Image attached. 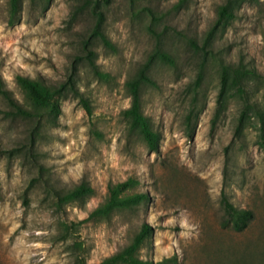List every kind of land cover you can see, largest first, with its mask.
Masks as SVG:
<instances>
[{"label": "rangeland", "instance_id": "rangeland-1", "mask_svg": "<svg viewBox=\"0 0 264 264\" xmlns=\"http://www.w3.org/2000/svg\"><path fill=\"white\" fill-rule=\"evenodd\" d=\"M226 2L102 0L110 47L93 31L92 0H24L14 25L9 0H0V75L14 97L24 103L19 74L52 84L72 79L92 108L89 116L78 96L61 97L32 157L23 148L34 122L9 114L0 95V264H100L143 225L152 238L138 256L154 264H264L260 119L247 109L241 121L236 89L219 104L223 62L256 70L248 96L263 104L264 0H243L213 29ZM160 46L176 63L154 61L155 84L142 87V109L160 133L152 151L123 112L131 105L127 81ZM130 179L128 192L145 193V203L81 223L110 184ZM83 181L93 194L58 204V191ZM225 196L253 211L243 230L233 227Z\"/></svg>", "mask_w": 264, "mask_h": 264}, {"label": "trees", "instance_id": "trees-1", "mask_svg": "<svg viewBox=\"0 0 264 264\" xmlns=\"http://www.w3.org/2000/svg\"><path fill=\"white\" fill-rule=\"evenodd\" d=\"M23 1L24 0H9V16L7 21L10 25L19 22ZM101 1L102 0H92V10L96 15V24L94 25L93 31L106 45L113 47L111 41L102 31L104 17L101 10ZM104 1L109 2V0ZM242 1L243 0H227L226 3L220 5L217 9V20L213 29L218 26L226 25V23L234 17L235 9ZM213 29L210 30L209 37L206 38V43L212 36ZM192 42L196 45L194 40H192ZM87 47L89 46L87 45ZM88 52V59L90 60L91 65L96 69L93 50L90 49ZM157 59L171 65H175L176 63V60L171 53L162 48V46L158 47L151 54L150 58L140 67L136 76L127 81L126 85L130 92L131 105L123 112L129 123L130 130L140 134L148 148L152 151L159 150L160 133L154 128L150 118L142 109V87L144 84H155L154 78L150 75V70L152 64ZM220 76V107L224 108L229 91L236 89V92L242 97L245 103L241 121L247 116V109H253L260 119V129L264 142V97L261 107H257L251 104L248 96V88L251 81L250 78L254 79L258 76L256 70L243 62L237 65L223 62L221 64ZM16 82L23 93L24 103H20L14 97L12 91L8 89L1 75L0 95L3 96L10 106L9 114L20 116L34 122V126L29 134V146L23 148L26 149L32 157H35V147L38 140L41 138L42 127L47 122L50 123L55 121L60 113L58 100L61 97L69 94L78 96L87 114L92 116V108L89 100L80 92L75 81L72 79L59 84H52L47 83L43 79L19 74L16 76ZM19 151H21V148H19ZM133 183L134 182L130 179L128 181L110 184L106 200L95 208L88 218L82 220L81 223H85L90 219L97 217H109L116 210L136 209L145 203L148 200L145 193L128 192V189L132 187ZM93 192L94 188L91 184L83 181L71 189L58 191L56 193L57 202L62 205L64 203L84 200L86 197L93 194ZM223 201L226 212L233 223V227L238 231L243 230L252 219L253 211L246 208H236L228 201L226 196ZM150 238H152V230L147 225H143L128 245L119 252L105 258L100 264H154L153 262L143 260L138 256L139 250Z\"/></svg>", "mask_w": 264, "mask_h": 264}]
</instances>
